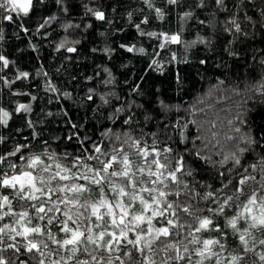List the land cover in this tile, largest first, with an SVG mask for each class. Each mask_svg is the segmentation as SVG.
<instances>
[{"label": "trees", "instance_id": "trees-1", "mask_svg": "<svg viewBox=\"0 0 264 264\" xmlns=\"http://www.w3.org/2000/svg\"><path fill=\"white\" fill-rule=\"evenodd\" d=\"M198 2L199 0H180L179 4L170 5L166 0H153L154 8L150 9L145 0H65L68 7V13L65 14L55 0H46V3L36 7L29 17L23 18L24 28L29 29L27 32L18 23L0 20V29L3 30L4 36L0 41V53L10 61L7 67L0 69V107L10 113L8 125H0V135L6 138L5 143L0 144V155L11 152L19 144L29 146L23 149V159H17L20 153L9 156L8 162L15 167H10L8 163L0 165L3 172L9 177L25 170L35 174L38 170L26 167L30 158L47 152L55 157H45L47 163L52 166V173L59 171L63 174V168L69 167L79 175L85 169L73 166L74 157H80L82 162L90 167H100L97 160L83 159L87 155L100 156L95 153L94 146H100L103 152L110 154H114V146L123 147L131 159L140 164V158L135 155L136 149L116 141L113 134L119 135L121 140L130 135L142 143L146 140L149 145L155 140L158 142V149L168 142L181 153L185 148H193L192 141L195 140L196 148L193 151L201 149L202 143L207 144L206 138H210L206 131L207 125L198 131L196 124H188L186 128L180 129L177 122L184 124L188 120H203L202 114L191 115L188 110L195 101L211 93L210 98L219 116L217 128L213 130L218 132L216 140L219 143L213 140L201 149V155L210 156V162L190 155H186L185 159L187 166L195 170L196 181L201 185L210 184L220 188L217 168L219 171H225L232 167V162L228 160L222 165L218 162L235 151V141L227 140L225 134L237 135L229 131L227 121L239 114L246 124H239L238 121L234 123L240 127L242 133L250 131L253 136L264 137V95L248 90L264 80V65L261 64V60H264V15L260 12V9L264 8V0H225L226 11H221L215 0H205L203 8L197 7ZM84 4L103 11L106 20H96L91 14H86ZM155 8L163 10V19L157 16ZM186 11H191L193 16L182 20L181 17ZM129 13L132 14L131 19ZM3 14L0 11V16ZM53 14L58 17L57 21L37 32L36 29L43 19ZM144 19H147L148 23H142ZM232 19L240 25V32L231 24ZM69 22L78 24L79 27L65 31L60 26ZM137 24H140V29H137ZM87 25L91 27H86ZM141 30L144 33L158 34L179 32L182 43H168L164 48H160L159 45L164 43L163 37L141 35ZM66 37L69 41H80L75 45L77 52L68 53L65 49L57 51V46ZM200 38L205 42L201 43ZM192 41L196 43L193 44ZM121 45L134 46V50L128 52L126 47ZM105 48L110 51L104 52ZM139 48H144V53L137 51ZM92 49L96 51L93 52ZM152 60H156L158 65H151ZM104 69L111 73L113 83H103L109 79L108 72ZM19 72H28L29 76L16 79ZM45 73L47 75H44ZM88 77L92 79L89 80ZM49 84L55 87V91L50 90ZM89 88L95 89L91 101L87 99ZM233 89L238 91L239 95H236ZM65 93L69 95H64ZM108 93L113 95L109 96ZM101 94L106 95L109 100L107 105L99 99ZM32 96L36 99L32 100ZM18 104H30L32 111H14ZM116 109L123 111L116 112ZM129 112L135 114L134 122L130 126L121 123ZM29 122L32 126H29ZM180 131H183V136L178 134ZM201 132L206 138L196 139ZM153 133L155 136L151 135ZM169 136L171 141H168ZM258 155H264V149L257 148L256 152L244 153L241 156V164L247 167L255 163ZM100 159L105 157L100 156ZM148 159L150 160L151 156ZM213 162H217L216 167H213ZM57 164H60L61 168H57ZM143 166L145 172L137 173L136 176L139 181L137 191L139 192L141 187L149 186L162 188V185L149 184L148 165ZM253 175L256 173L253 172ZM2 178L3 175L0 174V179ZM160 179L168 183L164 177ZM257 179H260L258 175ZM60 183L70 184L72 181ZM18 188L19 185L17 189L0 186V216L4 217L0 220V227L4 224L10 226L4 234H0V258L7 260L9 264H20V260L36 264L33 256L43 259L45 264H51L55 260H60L61 264H76L77 260H88L90 264H108L109 260L113 264H148L149 258L154 264H164L169 256L177 255V252L164 250V245L169 242L177 244L178 256L183 259L167 260V264H198V261L203 259L197 255L198 250L203 247L202 241L216 237V233L197 232L198 224L194 216L180 213L179 221L184 225L179 229L180 236H174L172 240L161 237L149 250L147 241L155 240V228L167 226L173 233L177 231L164 222L165 218L176 222L177 217L172 216L170 212L166 211L163 217H153L151 235L148 234L149 225L145 221L135 231L128 232L126 239L120 240V229L112 225L111 217L107 215L103 220H97L95 217L85 219L91 216L90 210L64 204H59L61 211L51 213L38 214L32 207H40L42 204L45 208L52 207L53 202L59 203L58 197H70L71 193L53 194L51 201L47 196L36 193L40 197L39 200H28L17 195ZM253 189H258V185L255 181H250L246 186V194L250 195ZM106 191L109 199L115 196L110 187ZM196 191L203 194L211 189L197 187ZM140 195L149 200L147 192ZM3 196H8L10 204L3 202ZM79 199L81 202L86 199L94 201L99 199V196L95 192L84 193ZM176 200L181 204L187 203L183 196L177 197ZM243 203H246L245 197H241L232 208H227L226 214L231 216L234 212H239ZM135 204L137 208L143 207L139 200ZM197 206L201 211L195 212L194 215H205L208 207H214L204 200H199ZM156 207L153 205V208ZM68 208H72L68 213L72 216L71 220L64 215ZM25 211L29 216L20 220L18 214ZM105 211L106 209H101V212ZM78 212L84 213V216L78 217ZM4 213L9 215L4 216ZM40 215L44 216L43 220L39 219ZM150 215L151 210H146L145 216ZM49 217H54L50 224ZM66 220L68 226L73 229L79 227V230L84 231L91 228L92 232L89 234L94 235V238L104 231V240L99 241L98 245L88 243L87 252L84 251V244L79 245L80 250L73 257L71 246L65 249L62 244L53 243L49 238L51 236L61 241L71 235L60 230ZM223 223L221 218V224ZM240 226L246 227L243 222ZM25 227H40L42 234H29L25 238L10 231L15 229L23 232ZM228 231L231 232V229ZM110 233L116 234V243L112 245L111 251L103 246L111 240L108 235ZM137 234L141 235L142 241L134 248L127 244V239H135ZM13 236L14 240L11 238ZM254 236L255 243H249V247L254 251L244 254L245 264H264L259 259L260 253L264 252L259 240L264 239V235L255 231ZM29 240L38 244L44 256H40L35 250L32 253L26 251ZM193 240L201 243H190ZM223 242L227 250L221 253L222 257L239 252V242L235 237L229 236ZM8 244H16L24 255L21 256L14 249L8 248ZM45 244L48 245L47 248L44 247ZM185 246L187 252L184 250ZM139 248L144 249L143 254ZM89 253L95 255L97 260L92 261ZM18 256L20 260L17 259ZM204 264L212 262L204 261Z\"/></svg>", "mask_w": 264, "mask_h": 264}, {"label": "snow or ice", "instance_id": "snow-or-ice-1", "mask_svg": "<svg viewBox=\"0 0 264 264\" xmlns=\"http://www.w3.org/2000/svg\"><path fill=\"white\" fill-rule=\"evenodd\" d=\"M170 5H177L180 3V0H166ZM46 0H0V11L4 14L0 16V20H6L11 23H18V25L23 28L25 32L29 29L24 28V17H29V15L35 10L36 7L44 5ZM55 3L60 7V10L65 14L68 13V7L65 5V0H55ZM145 3L148 7L154 8L153 0H145ZM216 6L221 11H226L225 0H215ZM86 9V14H91L95 17L96 20L104 21L106 20L105 13L98 8L89 7L88 4L83 5ZM197 7H205V0H199ZM155 13L160 19L164 18V12L161 8H155ZM261 15H264V8L260 9ZM15 18L14 19V15ZM131 13L128 14L129 19H131ZM214 15V14H213ZM193 16L191 11H186L183 13L181 19L186 20ZM58 17L53 14L47 16L43 19V22L40 23L37 27V32L40 29L51 26L57 21ZM250 19V18H249ZM142 23H148L147 19L141 21ZM201 24L204 21H199ZM231 24L235 26L237 32L241 31L240 25L236 22L235 19H232ZM61 27L65 31H68L71 28H78L79 25H73L72 23L61 24ZM86 27H91L87 25ZM137 29H140V24L136 25ZM227 30V29H226ZM141 35H148L150 37H163L164 43L159 45L160 48H164L168 43H182L181 35L179 32L175 34L168 33H156V32H147L144 33L141 30ZM103 35V33H101ZM4 39L3 30L0 29V41ZM200 42L204 43L203 38H200ZM79 40L69 41L66 37L60 42L57 46V51L60 49H65L68 53H75L78 49L75 45L79 44ZM193 44L196 41H192ZM128 52L134 50V46H125ZM93 52L96 49H92ZM104 52H109L108 48L103 49ZM137 51L144 53V48H139ZM0 69L7 67L10 61L0 53ZM14 63V62H12ZM204 63V61H201ZM261 64L264 65V60H261ZM151 65H158L156 60L151 61ZM105 72H108V69H104ZM39 75V73H37ZM44 75H47L46 73ZM109 79L103 81L105 85L113 83L111 79V73L108 72ZM29 76L28 72H19V75L16 79H25ZM87 79L91 80L92 77ZM179 81V77H177ZM50 90L55 91V87L49 84ZM254 93H259L264 95V80L258 82V84L253 85L252 88L248 89ZM233 92L236 95H239V92L233 89ZM89 95L87 96L88 100H93V95L95 94V89H88ZM24 94V93H20ZM64 95H69L65 93ZM107 95H113V93H108ZM211 93L203 99H198L193 103V105L188 110L191 115L202 114L203 120H188L184 124H179L180 129H184L188 124L198 125V131L204 129L207 125L206 131L208 137H204V133L201 132L196 139H207V144H211L213 140H216L218 135L217 131H213L217 128V121H219L218 113L215 109V104L211 100ZM32 100H35L36 97L32 96ZM99 99L107 105L109 100L106 98V95L101 94ZM162 103V102H161ZM202 105V106H201ZM167 107V106H164ZM16 112L29 113L32 111L30 104H18L14 109ZM116 112H121L123 109H116ZM51 115V113H49ZM134 113L129 112V114L121 121L124 125H131L134 122ZM10 118V113L0 107V125L7 126ZM238 121L239 124H246V121L238 114L233 119L227 121L230 126L229 131L236 133L237 135H226V139L229 141H235V151L230 152L227 156L224 157V160L218 162L223 164L225 161L230 160L232 162V167L226 169L225 171H219L217 168V178L219 179L220 188H215L210 184L201 185L199 181H196L195 170L187 166L185 159L186 155L196 157L197 159L204 160L205 162H210V156H202L201 149L207 147V144L202 143L201 149L196 148L195 140L192 141L193 148H185L184 152L181 153L180 150L174 147L171 143L165 142L163 148H157V141H153V144L149 145L147 141L141 142V140L134 139L130 135L127 136V139L121 140L119 135H114L116 141H121L122 144H129V147L135 148V155L140 158L141 163L136 164L130 157V155L124 151L123 147L116 148L115 146L112 149V153H106L101 150L100 146L95 147V153H99L100 156L105 157L101 160L100 156L96 155H87L84 160H97L100 164L99 168H93L83 163L80 157L73 158L74 167H82L85 169L84 172L77 175V173L72 171V168L64 167L63 174L61 172L52 173V166L47 163V159H55L53 155L48 154L47 152L42 155H33L30 158V162L27 164V169L38 170L34 174L33 171L25 170L18 175H13L9 177L7 173L3 172V169L0 168V174L3 175V178L0 179V186L7 188L17 189V195L21 198H26L28 200H39L40 197L36 193H40L41 196H47L48 200L51 201L52 195L57 193H71L72 196L59 199V203L53 202L52 207L45 208L42 204L40 207H36L35 211L40 213L61 211L59 204L72 205L77 208L88 209L91 212L90 217H85V219H91L95 217L97 220H103L104 216L107 215L111 217V223L115 227L119 228V238L124 240L127 238V233L135 231L139 225L146 221L149 225L148 234L151 235L153 232L152 219L157 216H164L165 212L168 211L172 216L177 217L176 222L174 223L172 219L165 218V224L171 225L173 228L177 229L173 233L169 227H159L155 228V240L147 241V247L149 250L152 249V244L155 241H159L161 237L172 238L179 237L181 229L184 225L179 221L180 213L188 214L194 216L198 226L196 228L197 232L206 231L209 233H216L215 238L204 239L202 241L203 247L198 250L197 255L203 259L198 261V264H204V261H210L212 264H245L244 254L249 251H254L253 248L249 247V243H255L254 232L259 231L261 235H264V155H258V159L255 163L247 165L245 167L241 164V156L246 153L256 152L257 148L264 149V137H256L251 135L250 131L241 132L239 126L234 123ZM115 122V121H114ZM222 123V121H221ZM29 126H32L29 122ZM73 127H75L73 125ZM167 128V125L165 126ZM183 136V131L178 133ZM127 135V134H126ZM155 136V134H151ZM5 136L0 135V144L5 143ZM171 137H168V141H171ZM186 140V138H185ZM130 142V143H129ZM216 143H219L216 140ZM47 144V141L44 142ZM215 145H213L214 147ZM27 144L17 145L11 152L6 153L5 155H0V165L8 163L10 167H15L7 158L9 156H16L17 153L20 155L17 159H23L24 153L23 149L28 148ZM67 155V154H65ZM151 156V159L148 158ZM217 162H213V167H216ZM148 165L147 175L149 177L150 185H162V188H152V187H141L139 192L137 191V184L139 181L136 179L137 173L143 174L145 172V167L143 165ZM153 166L154 169L153 170ZM57 168H61L60 164L56 165ZM135 169V170H133ZM252 169V171H249ZM253 172L256 175H253ZM179 174V175H178ZM257 175L260 179H257ZM155 177L156 179H152ZM164 177L168 183H165ZM72 181V183H60L63 181ZM77 181H87V183H78ZM250 181H255L258 185V189H253L251 194H246V186ZM55 182V183H54ZM39 185V186H38ZM111 188L112 192L115 193V196L112 199L108 198L107 188ZM200 187L202 189H211V191H206L203 194L196 191V188ZM229 190V191H225ZM99 196V199L94 201H89L86 199L84 202H81L79 196L84 193H93ZM147 192L149 195V200H145L140 193ZM155 193V195H153ZM26 194V195H25ZM183 196L184 200L187 201L186 204L178 203L176 198ZM171 197V199H168ZM241 197H245L246 203L240 207L239 212H234L231 216L226 214L227 208H232L236 205V202L240 200ZM5 204H10L8 196L2 197ZM139 200L140 204L143 205L141 208H137L135 202ZM199 200H204L214 207H208L205 215H194L195 212L201 211L199 209L198 202ZM193 201H196L194 204ZM48 201H45L47 203ZM153 205H156V208H153ZM101 209H106L105 212H101ZM151 210L150 216H145L146 210ZM118 210V211H117ZM72 211V208H68V211L64 213L68 217V220L72 219V216L68 213ZM9 215V213H4V216ZM20 220L29 216L27 211L18 214ZM78 217L84 216V213L78 212ZM130 217V218H129ZM4 217L0 216V220ZM221 218H223L224 223L221 224ZM39 219L43 220L44 216L40 215ZM54 217H49L48 223H52ZM127 220V222H126ZM19 222V221H18ZM159 222V221H158ZM241 222H243L246 227L241 228ZM8 224H4L3 227H0V234H4L6 229H9ZM231 229V232L228 231ZM64 233H70L71 235L68 238L62 239L61 241L56 240L54 237H49L53 240V243H60L65 249H68L71 246V252L73 257L75 253L79 251V245L84 244V251L87 252V244L91 243L93 245H98L99 241L104 240L106 233L101 231L96 238L94 235L89 234L92 232L91 228H86L84 231L79 230V227L73 229L68 226L67 220L64 221V227L60 229ZM14 231L16 236H23L27 238L29 234L41 233L42 230L40 227H25L23 232L16 231L15 229H10ZM143 231V229H141ZM111 237V240L103 245L107 247L109 251L112 250V245L116 243V234H108ZM229 236L235 237L239 242V252L235 255H230L229 257H222L221 253L227 250L226 244L223 242ZM13 240L15 236L11 237ZM142 241L141 235L137 234L135 239H127V244L132 245L134 248L137 247ZM190 243H201V241L193 240ZM259 245L264 247V239L259 240ZM8 248L14 249L15 252L24 255L21 252V249L17 247L16 244H8ZM45 248L48 247L47 244L44 245ZM218 249V250H217ZM33 250L40 253V256H44V253L40 251V248L37 243L32 240L28 241L26 246V251L32 253ZM165 251L177 252V255H172L167 258V260H176L183 259V257L178 256L177 244L175 242H169L164 245ZM185 252L188 251L185 246ZM95 251V249H93ZM141 254H143L144 249L139 248ZM91 260L96 261L97 257L89 253ZM131 255V253H129ZM70 257V258H73ZM20 260V257H17ZM36 261V264H45L43 259H39L35 256L32 257ZM63 259V258H62ZM259 259L261 262H264V252L260 253ZM167 260L164 264H167ZM0 264H9L7 260L0 258ZM20 264H28L27 260H20ZM51 264H61L60 260L52 261ZM76 264H90L88 260H77ZM99 264V262H97ZM108 264H113L111 260L108 261ZM148 264H154V262L149 258Z\"/></svg>", "mask_w": 264, "mask_h": 264}]
</instances>
